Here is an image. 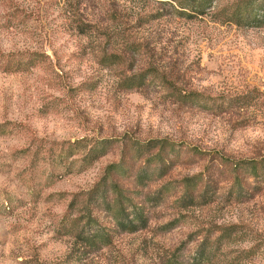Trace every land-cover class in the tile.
Masks as SVG:
<instances>
[{
    "label": "rangeland",
    "instance_id": "374dc122",
    "mask_svg": "<svg viewBox=\"0 0 264 264\" xmlns=\"http://www.w3.org/2000/svg\"><path fill=\"white\" fill-rule=\"evenodd\" d=\"M26 51L46 56L25 70L0 69V264H164L177 248L187 261L222 231L206 264H264V26L187 19L159 0H0V63ZM148 69L204 93L207 106L184 103L152 76L126 87ZM81 138L114 142L85 162L82 144H61ZM129 139L176 149L147 185L120 171L121 184L139 201L169 189L146 205L150 222L138 232L97 212L112 242L80 253L82 242L68 233L82 214L74 195L123 156L140 164L137 149L124 147ZM252 159V176L234 163ZM201 172L206 197L176 201L182 179Z\"/></svg>",
    "mask_w": 264,
    "mask_h": 264
},
{
    "label": "trees",
    "instance_id": "16d2710c",
    "mask_svg": "<svg viewBox=\"0 0 264 264\" xmlns=\"http://www.w3.org/2000/svg\"><path fill=\"white\" fill-rule=\"evenodd\" d=\"M165 4L172 6L173 11L180 17L187 19L212 14L215 20L237 25L238 27H262L264 26V0H159ZM85 31V30H83ZM0 69L5 72H17L25 70L26 67L36 62L43 56L44 53L38 51L32 52H13L2 54ZM26 56V59L24 57ZM111 56H109L110 58ZM157 73V72H156ZM152 70H145L139 75L130 76L124 80L126 87L136 88L145 85L150 76L159 79V84L162 88L177 92L184 103L194 106L206 107L208 104V96L199 91L184 90L174 87L168 76L157 73L152 75ZM114 141L109 138L89 139L81 138L75 142H63L62 145L74 147L82 144L85 147L82 160L91 162L94 159L106 154L109 147ZM90 144V146H89ZM133 146L139 152L134 158L135 164L140 161V164L129 165L126 158L123 156L119 162L109 164L103 171L101 177L86 190L76 193L71 206L81 204L82 214L71 221V229L68 231L80 242H82V250L80 253L87 251L98 250L112 242L113 234L111 228L100 223L96 213L105 211L110 215L117 228L125 232H138L147 228L150 217L146 212V205L154 200V204H159L162 195L160 193L169 189V183H165L155 193L156 196L147 197L148 199L139 201L133 195L134 191L124 187L119 177V172L122 171L128 179L133 177L138 185H147L152 177L151 172L160 170L165 173L164 169L172 161V156L175 154V145L167 140L151 139L148 141H139L135 139L124 140V147ZM147 154V156H146ZM221 159L224 158L221 156ZM251 162L244 161L234 162L235 166H246L248 172L245 174L252 176L258 174L257 160L252 159ZM137 166V167H136ZM152 167V169H150ZM241 171V170H240ZM239 173V172H238ZM237 173V174H238ZM204 173L201 172L191 177L182 179V193L178 195L176 201L181 202L184 206L188 202L195 204V193L198 192V186L202 181ZM208 183L202 186L199 191L200 198L206 197V189ZM149 196V195H148ZM175 220L166 223L164 228H171L175 224ZM224 233L210 241V235L200 242L189 260L182 261L176 255L177 248L172 256L168 257L164 264H206L212 260L213 252L220 244Z\"/></svg>",
    "mask_w": 264,
    "mask_h": 264
}]
</instances>
